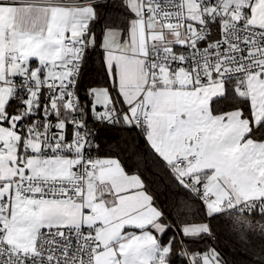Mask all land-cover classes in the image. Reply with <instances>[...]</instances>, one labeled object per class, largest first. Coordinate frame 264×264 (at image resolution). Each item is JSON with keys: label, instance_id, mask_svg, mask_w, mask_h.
Returning a JSON list of instances; mask_svg holds the SVG:
<instances>
[{"label": "snow or ice", "instance_id": "obj_1", "mask_svg": "<svg viewBox=\"0 0 264 264\" xmlns=\"http://www.w3.org/2000/svg\"><path fill=\"white\" fill-rule=\"evenodd\" d=\"M110 2L0 0V264H229L218 231L264 264V0ZM113 127L134 170L93 155Z\"/></svg>", "mask_w": 264, "mask_h": 264}, {"label": "trees", "instance_id": "obj_2", "mask_svg": "<svg viewBox=\"0 0 264 264\" xmlns=\"http://www.w3.org/2000/svg\"><path fill=\"white\" fill-rule=\"evenodd\" d=\"M112 9H117L112 11ZM121 9L118 8L116 0H111L109 4V14L113 17H118ZM99 35L101 28L104 27V22L101 21L99 24L93 25ZM99 49L91 54L88 61L82 69V76L80 82V95H83L84 91L91 87L105 86L106 81L104 77V71L101 68L99 61ZM223 111L230 110L229 107L221 105ZM264 134V130L258 135ZM97 143L100 145L99 152L93 153V155L105 156H119L122 160H125L130 168L134 170V163L136 160L137 149L143 150L145 145L142 135L139 134L138 129H132L128 131L124 128L113 127L109 129H102L99 136L97 137ZM167 178L165 177V181ZM162 203V207L165 213L173 212L172 202L170 199H165L164 196L160 197L158 203ZM193 205L192 212L188 217V223H201L196 212V208L199 206V202L194 198L191 201ZM257 220L260 218L257 217ZM183 220V217H182ZM172 232L169 231L164 239L167 240ZM251 244H255L258 247V241L255 236L250 237ZM190 244L191 241H188ZM251 244L247 246L243 241L238 240L235 237L230 236L225 231H218L214 237H208L203 240L195 242L192 246L195 249L206 251L210 247L217 248L224 257L229 261V264H260L259 257L255 254V250L251 247ZM179 249L177 250V252ZM174 264H187V261L179 257L178 255L174 258Z\"/></svg>", "mask_w": 264, "mask_h": 264}, {"label": "built area", "instance_id": "obj_3", "mask_svg": "<svg viewBox=\"0 0 264 264\" xmlns=\"http://www.w3.org/2000/svg\"><path fill=\"white\" fill-rule=\"evenodd\" d=\"M69 2H71V0H69ZM90 124H91V122H90Z\"/></svg>", "mask_w": 264, "mask_h": 264}, {"label": "crops", "instance_id": "obj_4", "mask_svg": "<svg viewBox=\"0 0 264 264\" xmlns=\"http://www.w3.org/2000/svg\"><path fill=\"white\" fill-rule=\"evenodd\" d=\"M231 110V109H230ZM227 111H229V110H227Z\"/></svg>", "mask_w": 264, "mask_h": 264}]
</instances>
